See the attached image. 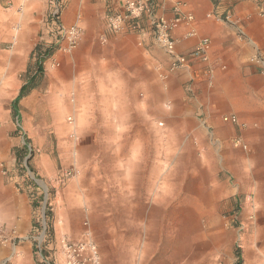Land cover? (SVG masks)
<instances>
[{
	"label": "rangeland",
	"instance_id": "rangeland-1",
	"mask_svg": "<svg viewBox=\"0 0 264 264\" xmlns=\"http://www.w3.org/2000/svg\"><path fill=\"white\" fill-rule=\"evenodd\" d=\"M34 1L0 0V264H264V110L236 113L238 124L214 111L233 128L215 134L203 110L209 57L191 56L204 36L179 51L172 32L183 58L172 69L148 18L113 32L108 5L104 29L145 33V65L129 74L139 57L112 59L103 32L94 56L80 49L81 26L76 47L60 50L46 11L44 32L30 17ZM252 56L264 78V57Z\"/></svg>",
	"mask_w": 264,
	"mask_h": 264
},
{
	"label": "crops",
	"instance_id": "crops-1",
	"mask_svg": "<svg viewBox=\"0 0 264 264\" xmlns=\"http://www.w3.org/2000/svg\"><path fill=\"white\" fill-rule=\"evenodd\" d=\"M125 0H68L61 12V21L65 25L74 22L80 24L83 29L80 49L85 51L84 56H94L97 52H109L115 59L122 52L127 58L139 57V62L133 65H125L123 71L129 74L136 72L134 66H143L140 55L144 56V50L139 47L145 40V33L115 34L104 29L103 18L108 5L120 6ZM183 11L192 13L194 20L190 25L180 24L173 34L179 38L176 48L186 51L196 42L195 36H187L190 28H194L200 35L210 40L208 49L209 60L204 67V76L207 82H203L209 88L208 102L203 105V110H208L209 121L214 126V132L222 137L233 129L219 121L217 113L242 114L249 113L245 119L255 120V113L264 110V98L258 94L264 87V78L259 74L258 67L250 65L248 59L257 50L264 57V0H183ZM37 4L36 27L40 29L43 16L46 11L45 0H35ZM158 12L167 17L172 16L169 5L160 6ZM42 32H44L43 28ZM237 28H240L244 36H239ZM103 32L106 35V45L99 48L96 37ZM260 68V67H259ZM264 69V63L261 67ZM209 71L208 75H206ZM205 88V86H203ZM222 89L248 91L255 94L254 97L244 99L239 103L232 92L222 93ZM215 95L227 98L221 100ZM237 113V114H236ZM239 118V117H238ZM230 124V123H228ZM99 134L98 128H93Z\"/></svg>",
	"mask_w": 264,
	"mask_h": 264
},
{
	"label": "built area",
	"instance_id": "built-area-1",
	"mask_svg": "<svg viewBox=\"0 0 264 264\" xmlns=\"http://www.w3.org/2000/svg\"><path fill=\"white\" fill-rule=\"evenodd\" d=\"M46 1V16L49 24L53 28L55 38L59 40V49L62 51H70L74 49L78 43L81 35V27L77 22L71 25H65L61 21V12L67 0H45ZM160 3H170L172 9V16L167 17L158 12L159 3L155 0H126L122 5V11L114 12L108 7L106 15L107 28L113 32H123L127 29H137V20L142 15H145L150 24L153 27V36L155 41L163 48V50L172 57V69L179 63H182L183 58L178 56L175 52L176 40L173 37V30L180 24L185 23L190 25L194 16L192 13H186L183 11V0H159ZM239 36L243 37L244 33L240 28H237ZM187 36H197V31L194 28H190ZM210 46V40L208 37H199L195 46L191 51V56L206 60L208 57V49ZM252 60L256 63H263V56L259 51H255ZM223 121L232 124H238V118L234 114H228L222 116ZM234 146H240L246 148V144L240 139L235 138L233 140ZM80 244H85L90 250L91 258L97 261V253L95 245L88 238L82 241ZM67 245V244H66Z\"/></svg>",
	"mask_w": 264,
	"mask_h": 264
},
{
	"label": "trees",
	"instance_id": "trees-1",
	"mask_svg": "<svg viewBox=\"0 0 264 264\" xmlns=\"http://www.w3.org/2000/svg\"><path fill=\"white\" fill-rule=\"evenodd\" d=\"M41 70H42V69H41L40 65H38V66H37L36 74H39V73L41 72ZM36 74H35V75H36ZM35 75H33L32 77H30V79H29L26 83H24V84L21 85V87H20V89H19V93H18V95H17V97H16L14 103H15L19 98L23 97V96L26 94V92L28 91V88H30V86L33 85V83H34V79H35V77H36Z\"/></svg>",
	"mask_w": 264,
	"mask_h": 264
}]
</instances>
